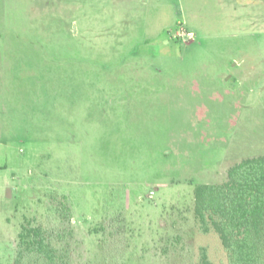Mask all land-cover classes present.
I'll return each mask as SVG.
<instances>
[{"label":"rangeland","instance_id":"obj_1","mask_svg":"<svg viewBox=\"0 0 264 264\" xmlns=\"http://www.w3.org/2000/svg\"><path fill=\"white\" fill-rule=\"evenodd\" d=\"M262 155L264 0H0V264H224L193 188Z\"/></svg>","mask_w":264,"mask_h":264},{"label":"trees","instance_id":"obj_2","mask_svg":"<svg viewBox=\"0 0 264 264\" xmlns=\"http://www.w3.org/2000/svg\"><path fill=\"white\" fill-rule=\"evenodd\" d=\"M192 212L198 232L218 239L224 264H264V155L231 166L223 183L195 185ZM16 241L14 264H57L43 229L31 221ZM208 256L201 248L198 264H213Z\"/></svg>","mask_w":264,"mask_h":264},{"label":"built area","instance_id":"obj_3","mask_svg":"<svg viewBox=\"0 0 264 264\" xmlns=\"http://www.w3.org/2000/svg\"><path fill=\"white\" fill-rule=\"evenodd\" d=\"M171 37L173 40L181 41L183 43L194 41V35L186 31L185 27L182 24L178 25L177 29L173 32Z\"/></svg>","mask_w":264,"mask_h":264}]
</instances>
